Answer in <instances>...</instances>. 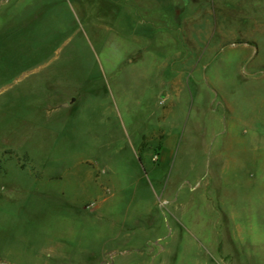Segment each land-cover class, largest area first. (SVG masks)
<instances>
[{
	"label": "rangeland",
	"instance_id": "374dc122",
	"mask_svg": "<svg viewBox=\"0 0 264 264\" xmlns=\"http://www.w3.org/2000/svg\"><path fill=\"white\" fill-rule=\"evenodd\" d=\"M0 264H264V0H0Z\"/></svg>",
	"mask_w": 264,
	"mask_h": 264
},
{
	"label": "crops",
	"instance_id": "0c3cea01",
	"mask_svg": "<svg viewBox=\"0 0 264 264\" xmlns=\"http://www.w3.org/2000/svg\"><path fill=\"white\" fill-rule=\"evenodd\" d=\"M24 37H26V38H24ZM24 40V42H23V44L22 45H20L21 46V48H22V50H21V56L22 57H26V58H28V60L26 61V62H30L31 61V58H32V56H34L33 54L35 53V51H36V44H34V41L32 40V39H28V34L27 33H23L22 34V38H21V40ZM20 52V51H19ZM30 63H32V62H30ZM33 69H39V68H34L33 67ZM33 69H31V70H33ZM86 93H89V91H85ZM84 92V93H85ZM78 93L79 94H77L76 95V97L78 96L79 98H82V95L84 94V93H82V91H80V90H78ZM168 138V137H167ZM166 138V141H165V144L168 142V139ZM164 148V147H163ZM163 151V149L161 150V152ZM81 259V258H80Z\"/></svg>",
	"mask_w": 264,
	"mask_h": 264
}]
</instances>
